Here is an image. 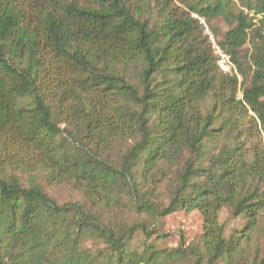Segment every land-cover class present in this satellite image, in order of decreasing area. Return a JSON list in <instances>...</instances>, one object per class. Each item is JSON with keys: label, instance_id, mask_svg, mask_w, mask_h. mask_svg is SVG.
<instances>
[{"label": "trees", "instance_id": "obj_1", "mask_svg": "<svg viewBox=\"0 0 264 264\" xmlns=\"http://www.w3.org/2000/svg\"><path fill=\"white\" fill-rule=\"evenodd\" d=\"M215 17L231 73L205 33ZM63 183L81 199L50 197ZM222 208L243 222L228 236ZM115 209L155 221L196 210L203 232L162 248ZM254 238L264 0H0V264H264V243L237 259Z\"/></svg>", "mask_w": 264, "mask_h": 264}, {"label": "rangeland", "instance_id": "obj_2", "mask_svg": "<svg viewBox=\"0 0 264 264\" xmlns=\"http://www.w3.org/2000/svg\"><path fill=\"white\" fill-rule=\"evenodd\" d=\"M202 22L204 23L205 33L209 36L212 42L213 49L216 50V41L222 38L223 34L229 28V25L220 17L211 19L208 24H206L204 21ZM248 47V43L241 47V56H243L247 52ZM218 60H220V57H218ZM232 69L229 73L234 72L232 71ZM239 79L241 80V77H239ZM237 95L240 97V91L237 93ZM211 104V102L204 103L202 107L210 106ZM167 186V180H164L156 186L154 195L152 197V199L156 201V203H159L160 205H164L167 203ZM46 191L50 197H52L57 203L60 204L69 201L74 202L81 199V194L74 190L68 183L49 185L46 187ZM113 212L119 213L120 210L115 209L111 211V213ZM119 215V221L127 224L145 221L148 229L151 231H156L157 235H159L160 238L157 239L156 243L159 247L162 248H173L178 246L181 238L184 239L183 246L194 245L198 242L203 232L202 216L196 210L190 212L178 211L165 217L158 218L156 221L143 214L135 216L136 214H134L133 212H120ZM106 218H109L114 223L118 222L115 218H112L111 215L106 214ZM218 221L223 226L226 236L230 234L233 228L240 229L243 224L240 218L235 219L231 217L226 208H222L219 212ZM257 243L262 244L264 243V241L262 240V238H254L252 241L243 246L244 248L237 255V259L242 260L246 258L248 259V261L251 260L254 252V247Z\"/></svg>", "mask_w": 264, "mask_h": 264}, {"label": "built area", "instance_id": "obj_3", "mask_svg": "<svg viewBox=\"0 0 264 264\" xmlns=\"http://www.w3.org/2000/svg\"><path fill=\"white\" fill-rule=\"evenodd\" d=\"M215 48V53L220 57V60H218V65L224 72H230L232 65L229 62L228 56L224 54L218 47Z\"/></svg>", "mask_w": 264, "mask_h": 264}]
</instances>
